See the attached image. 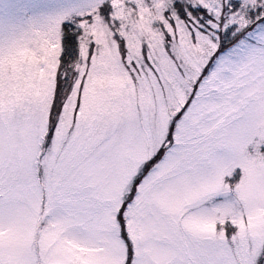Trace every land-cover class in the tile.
<instances>
[{
    "label": "snow or ice",
    "instance_id": "6c2138e0",
    "mask_svg": "<svg viewBox=\"0 0 264 264\" xmlns=\"http://www.w3.org/2000/svg\"><path fill=\"white\" fill-rule=\"evenodd\" d=\"M0 264H264V0H0Z\"/></svg>",
    "mask_w": 264,
    "mask_h": 264
}]
</instances>
